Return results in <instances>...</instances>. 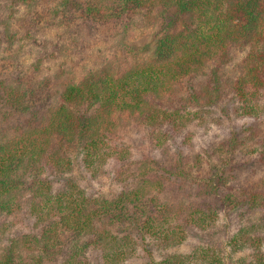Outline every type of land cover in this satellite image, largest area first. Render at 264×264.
Returning <instances> with one entry per match:
<instances>
[{"label":"trees","instance_id":"1","mask_svg":"<svg viewBox=\"0 0 264 264\" xmlns=\"http://www.w3.org/2000/svg\"><path fill=\"white\" fill-rule=\"evenodd\" d=\"M37 1L1 0L0 6L18 11ZM45 1L67 31L79 35L88 36L101 23L121 22L124 30L142 18L153 23V11L165 21L153 44L131 45L122 58L87 69L77 80L61 79L63 68L32 85L21 70L12 77L0 74V236L12 225L8 218L19 214L33 217L40 231L39 238H11L0 264H27L21 250L29 241L49 261L61 257L58 264H88L92 246L114 264L133 235L165 246H180L184 238L177 234L207 227L216 236L222 213L240 222L224 243L215 240L197 254L167 253L158 264H264V175L254 180L264 170V0ZM0 24V47L1 41L21 46L35 40L33 25L21 35L7 30L5 17ZM233 50L244 54L240 72L225 79L222 69L232 64ZM43 53L26 68L36 72L43 62L67 57ZM215 107L217 119L241 121V127L238 136L215 147L219 164L212 162L198 181L193 176L204 172L209 156L166 165L152 158L134 161L123 142V131L134 124L154 137V146L168 150L172 129L184 128L188 140V125L206 123ZM77 165L92 179L111 166L121 191L89 197L72 177ZM241 172L248 176L241 178ZM174 176L180 183L171 188L183 192V204H168L161 195ZM170 218L180 221L172 224Z\"/></svg>","mask_w":264,"mask_h":264},{"label":"rangeland","instance_id":"2","mask_svg":"<svg viewBox=\"0 0 264 264\" xmlns=\"http://www.w3.org/2000/svg\"><path fill=\"white\" fill-rule=\"evenodd\" d=\"M13 8L10 6L5 9L0 6V17H5V21L9 23L7 30L10 32L17 31L21 35H24L28 32L26 30H29L33 25L37 28L36 32L32 29L29 30V33L35 36V40L32 42L23 40L21 46L16 42L8 44L1 41L0 74L2 77H12L21 70L22 74L25 73L28 77L25 81H29L31 85L34 81L44 78L47 74L54 75L60 68L64 69L62 73L63 78L61 79L77 80L87 69L99 68L103 65L114 63L117 58H122L126 54L131 45L139 47L144 44H153L154 38L161 31L160 24L162 21H165L164 16L158 14V11H153L151 18H149L152 19L153 23L142 18L127 30L123 29L121 22L101 23L98 24L99 26L94 27L87 36L83 32L79 35L75 30L68 32L65 25L60 21V17L53 15V4L45 0H38L29 7H21L18 11H13ZM8 14L11 15V20L7 18ZM2 32H4V26L0 24V33ZM43 51H47V55L60 54V56L67 57L63 59L62 63V59H57V57L53 58L51 63L43 62L36 72L28 70L26 67L30 66L31 62L38 58V55L41 52L43 53ZM231 53L233 56L232 64L222 69L225 79H234L238 75L240 72V61L244 57V54L237 50H233ZM55 87H58V85ZM213 111L216 112H212V117L206 123L198 124L199 120L197 119L195 121L196 124L188 125V130L193 132L188 140H185L188 134H185L187 131L184 128V130L182 129L179 132L172 129V134L168 133L167 135L168 150L163 149V151L160 145L154 146L156 144L154 137L152 138L145 128L134 124L129 125L123 131V142L129 146L134 161L152 158L159 161L162 165H166L169 163L175 164L178 160L185 159L186 156L193 160L196 155H199L203 161H206L209 156L208 161L204 164L205 167L207 166L204 168V172L199 175L194 174L193 176L198 181L199 176L205 177L211 171L209 168H212V162V165L215 164L217 166L219 164L218 159L216 160L213 154L215 147L225 142V139L229 136L231 137L232 134L238 136V131L241 127V121H236L235 123L228 122L225 117L217 119L215 114H219V112L216 110V107ZM249 124L251 125V123ZM249 124H246V126ZM261 127L263 128L264 126ZM237 156L238 154L234 157L235 163L238 162ZM191 163L193 164L192 161ZM230 171L227 168L226 172ZM158 173L164 174L162 170H159ZM263 175L264 170L256 174L254 180L261 178ZM246 176H248V172L240 173L241 178ZM72 177L77 184L86 190V193L91 198L111 197L121 191V185L116 181L117 175L115 169L111 166L106 167L103 174L92 179L89 178L85 169H80L77 165L74 168ZM169 180H171V183H180L178 176L171 177ZM171 183H166V186H162L161 195L165 193L164 197L167 199L168 204H172V202H177L178 200L182 204L185 203L186 200L183 192L178 191L175 194V191L171 188L173 183ZM190 186L195 187L193 180ZM161 195H159L160 199L162 198ZM12 218L14 217L8 218V222L12 223V225L7 229L5 235L0 236V255L8 246L11 238L15 240L20 239V233L25 234V237L35 236L39 238L40 235L39 229L34 226L33 217L19 214L15 217L16 220H11ZM218 219L216 223L217 227L215 228L217 231L216 236L210 234L211 229L209 227L198 231L199 233L197 234H194V232H186L182 233V235L177 234L178 238H184L180 246L169 243L165 246V244H160V240H155V242L149 241L148 244V242L135 240L137 236L133 235L132 244L125 251H122L124 254L123 259L121 258L114 264H158L163 260L164 254L167 253L188 255L195 252L194 254H197L199 248L208 246V244H212L215 240L224 243L226 240L225 234L228 236L235 233L240 222L238 219L234 222L229 221L224 213ZM170 220L172 224V221H180L172 220L171 218ZM34 246L29 241L27 245L26 243L23 245V249L21 250V254L26 257L25 261L27 264H37L35 261L40 258L43 260L42 264H58L59 260H61L59 256L55 260L51 256V260L49 261L50 255L47 252L41 251L36 246L34 248ZM118 248L121 249L122 246L120 247L119 245ZM108 253L110 254L107 251V255ZM103 255L104 251L92 246V250L86 255L87 260H89L88 264H111L110 259L104 258Z\"/></svg>","mask_w":264,"mask_h":264}]
</instances>
